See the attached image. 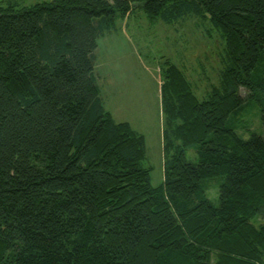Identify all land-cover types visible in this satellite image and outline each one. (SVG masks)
<instances>
[{
	"label": "trees",
	"instance_id": "16d2710c",
	"mask_svg": "<svg viewBox=\"0 0 264 264\" xmlns=\"http://www.w3.org/2000/svg\"><path fill=\"white\" fill-rule=\"evenodd\" d=\"M139 5L210 20L224 41L203 97L162 67L157 186L145 135L105 107L94 63L100 34ZM246 101L263 127L247 138ZM0 264H264V0H0Z\"/></svg>",
	"mask_w": 264,
	"mask_h": 264
},
{
	"label": "rangeland",
	"instance_id": "374dc122",
	"mask_svg": "<svg viewBox=\"0 0 264 264\" xmlns=\"http://www.w3.org/2000/svg\"><path fill=\"white\" fill-rule=\"evenodd\" d=\"M2 1L7 4L9 0ZM17 1L28 5L44 0ZM223 46V38L210 20L188 16L169 23L160 15L150 16L141 5L133 6L128 15L118 12L112 27L98 37L94 63L101 98L117 121H128L145 135L143 165L152 169L155 186L164 179L162 67L168 61L176 63L203 97L201 92L219 82L218 56ZM242 94L247 92L242 89ZM245 103L238 132L247 138L252 132L263 133V127L260 108L253 101ZM186 156L197 161L196 146L187 148ZM206 193L213 204L219 203L216 181H211Z\"/></svg>",
	"mask_w": 264,
	"mask_h": 264
}]
</instances>
